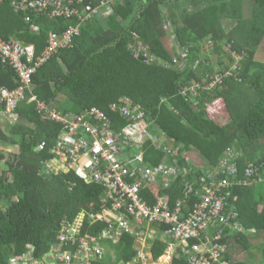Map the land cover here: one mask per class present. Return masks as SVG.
<instances>
[{"label": "trees", "instance_id": "obj_1", "mask_svg": "<svg viewBox=\"0 0 264 264\" xmlns=\"http://www.w3.org/2000/svg\"><path fill=\"white\" fill-rule=\"evenodd\" d=\"M11 1L0 0L4 40L14 38L41 55L51 34L62 40L71 28L78 33L33 76L17 120L0 121V143L16 148L0 149V264L29 252L45 260L60 244L61 223L90 211L89 203L100 204L104 196L101 186L75 172L44 173L65 128L42 119L36 102L28 101L33 94L121 139L140 115L145 136L139 148L128 149L130 156H144L136 176L146 168L174 171L143 185V200L154 206L165 196L164 209L178 210L179 221L204 204L205 214L220 205L209 222V240L221 249L222 262L264 264V61L257 58L264 42V0H84L80 10L98 9L86 20L51 17L52 8L16 13ZM168 34L179 48L174 56L164 44ZM19 86L15 71L0 62V88ZM218 100L226 112L214 120L208 109ZM125 107L135 110L130 118ZM194 153L202 163L190 159ZM102 227L88 230L97 234ZM110 239L99 242L114 256L103 253L91 264L128 263L137 255L129 236L116 245ZM149 246L156 261L168 242ZM76 249L63 246L61 252ZM191 257L177 249L171 264H189Z\"/></svg>", "mask_w": 264, "mask_h": 264}, {"label": "built area", "instance_id": "obj_2", "mask_svg": "<svg viewBox=\"0 0 264 264\" xmlns=\"http://www.w3.org/2000/svg\"><path fill=\"white\" fill-rule=\"evenodd\" d=\"M83 1L13 0V6L16 13L33 12L38 15L52 8L51 17L59 15L70 19L78 16L81 20H86L90 12L94 14L98 9L93 10L87 6L80 10L83 6L79 5ZM110 2L111 0H108L102 4ZM26 20L31 22L30 16H27ZM33 29L38 30V26L34 25ZM77 33V29L71 28L62 40L59 36L51 34L50 44L41 55L36 54L33 46L23 45L14 38L7 41L0 36V62L15 71L20 83V86L13 90L0 88V115L7 116L13 121L17 120V108L21 101L27 99L28 93H31L33 76L54 53L70 46L72 36ZM28 101L36 102V109L43 120L63 124L65 128L52 151L54 156L44 167V173L61 175L75 172L87 183L99 185L104 189L100 204L98 200L94 201L89 205L90 211L84 210L72 222L64 220L61 223L60 244L53 247L55 250L52 249L50 254H54L51 256L50 264H91L92 260L101 257L104 253L98 240L112 239L114 233L136 235L140 251L134 264L162 263L164 257L156 261L152 259L149 244L164 240L168 242L166 256L170 257V261L179 249L183 254L192 253L194 258L188 260L189 264H224L219 255L221 249L209 240V222L218 215L220 205H214L209 214H205L206 204H204L186 220L179 221L178 210L170 213L164 209L165 196L159 197L154 206L148 205L143 200L141 196L143 185L157 184V177L167 176L174 171L170 168L163 170L164 167L146 168L136 176L139 165L144 164V156L142 152L130 156L128 149L131 146L139 148L141 145L137 146L128 140L125 132L135 134L139 131L137 127H140L139 133L145 134L146 125L140 120V115L123 133L125 137L121 139V135H115L110 129L93 126L87 116L75 113L63 114L46 102L38 100L34 94L28 98ZM133 111L135 110L129 107L124 109L125 115L129 118ZM94 113L103 118L99 111ZM132 119L133 117L130 120ZM98 223L106 225L99 238L90 235L88 230ZM158 224L170 225V229L158 230L155 227ZM142 226L145 227V231L140 230ZM195 241L199 244L190 247V242ZM63 246L70 248L77 246V251L73 254L72 251L63 253L61 252ZM28 254L14 258L12 264H48L46 261L43 263L36 260L31 253Z\"/></svg>", "mask_w": 264, "mask_h": 264}, {"label": "rangeland", "instance_id": "obj_3", "mask_svg": "<svg viewBox=\"0 0 264 264\" xmlns=\"http://www.w3.org/2000/svg\"><path fill=\"white\" fill-rule=\"evenodd\" d=\"M167 28H169V26H167ZM164 44H165L166 48L173 54V56L175 55L176 51L178 53L179 48H178V45H177V43L174 40V37L172 35L168 34L164 38ZM137 45H138V47H141L139 44H137ZM257 58L262 60V61H264V42L261 44V46H260V48H259V50L257 52ZM208 111H209L212 119L217 120L220 115L222 116L223 114H225L226 107H225L224 102L222 100H218L214 104L209 106ZM137 129L140 131V127H137ZM139 131H137L135 134L131 133L132 135L129 132H127V131L125 132V135L128 138V140L132 141L137 146H140L142 144V139L145 136V134H143L141 132L139 133ZM0 145H2L1 146L2 149L5 148L7 151H11V152L15 151L14 150L15 149V145H11L10 144V145L6 146L7 144H3V143L2 144L0 143ZM190 159L193 160V161H195V160L199 161L198 159H200L201 160L200 163L203 162L202 161L203 159H201L200 156H197L196 153H194L193 155H190ZM3 168H4V166L1 167V169H3ZM170 170H172V169L170 168ZM53 250H55V249H53ZM169 253H171V252H169ZM52 255H54V254H52ZM52 255H50L48 258L43 260V263H45V261H46L48 264H50V262L52 261V257H51ZM238 257L240 259H243V260L246 258L245 255H241V256H238ZM170 263H171L170 257L166 256V257H164L162 259V263H160V264H170Z\"/></svg>", "mask_w": 264, "mask_h": 264}, {"label": "crops", "instance_id": "obj_4", "mask_svg": "<svg viewBox=\"0 0 264 264\" xmlns=\"http://www.w3.org/2000/svg\"><path fill=\"white\" fill-rule=\"evenodd\" d=\"M11 5H12V7H13V10H14V6H13V1H11ZM15 12V11H14ZM1 114V113H0ZM0 121L1 122H3V123H7V124H13L14 122H15V120L13 121V120H11L10 118H8L7 116H0ZM2 145H0V148H2L1 147ZM16 149V148H15ZM14 149V150H15ZM1 173H3L1 170H0V174ZM93 204V202H90L89 203V205H92ZM154 227V226H153ZM106 228V225H105V227H102L99 231H98V233L97 234H93V233H91L90 232V230H89V234L90 235H92V236H95V237H97V238H99V236L102 234V232L104 231V229ZM140 230H143V231H145V227L144 226H142V227H140ZM126 236H129L130 237V239H132V242H131V245H132V248L135 250V252H137L136 254L137 255H135L132 259H131V261H129L128 263H126V262H124V260L123 259H121L120 260V262H119V264H134V261H136L137 260V256L139 255V251H140V244L138 243V240H137V237H136V235L134 234V233H124V234H116V233H114L113 234V238L112 239H110L111 241H112V244L113 245H116L119 241H120V239L122 238H125ZM104 240H106V239H104ZM103 240V241H104ZM103 241H102V245H101V243L99 242V240H98V242H99V244H100V246L101 247H104V255H106V254H109L110 256H114V254L112 253V252H110V250H109V247L107 246V245H104L103 244ZM166 255H167V252L166 253H164L161 257H166ZM171 264V263H170Z\"/></svg>", "mask_w": 264, "mask_h": 264}]
</instances>
